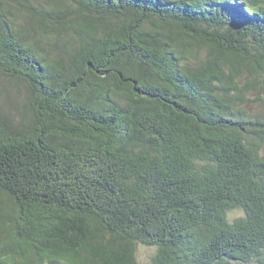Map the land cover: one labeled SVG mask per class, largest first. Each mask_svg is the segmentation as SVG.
Returning a JSON list of instances; mask_svg holds the SVG:
<instances>
[{
  "label": "trees",
  "instance_id": "16d2710c",
  "mask_svg": "<svg viewBox=\"0 0 264 264\" xmlns=\"http://www.w3.org/2000/svg\"><path fill=\"white\" fill-rule=\"evenodd\" d=\"M264 264V0H0V264Z\"/></svg>",
  "mask_w": 264,
  "mask_h": 264
},
{
  "label": "rangeland",
  "instance_id": "374dc122",
  "mask_svg": "<svg viewBox=\"0 0 264 264\" xmlns=\"http://www.w3.org/2000/svg\"><path fill=\"white\" fill-rule=\"evenodd\" d=\"M155 255L154 248L140 246L138 250V259L140 264H153V257Z\"/></svg>",
  "mask_w": 264,
  "mask_h": 264
}]
</instances>
